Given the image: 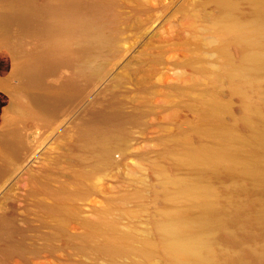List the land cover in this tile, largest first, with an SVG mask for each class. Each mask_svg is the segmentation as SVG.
<instances>
[{"label": "rangeland", "instance_id": "374dc122", "mask_svg": "<svg viewBox=\"0 0 264 264\" xmlns=\"http://www.w3.org/2000/svg\"><path fill=\"white\" fill-rule=\"evenodd\" d=\"M54 4L0 0V264H164L158 227L174 213L208 215L197 207L203 187L213 264H264V178L242 164L202 174L187 159L229 131L264 176V152L248 153L244 102L213 81L216 0H109L116 30L94 78L79 45L54 49ZM23 5L47 10L21 22ZM253 14L238 0L242 21ZM229 51L241 60L235 43ZM47 52L30 80L25 62ZM214 90L228 105L219 127L205 113Z\"/></svg>", "mask_w": 264, "mask_h": 264}, {"label": "bare ground", "instance_id": "6f19581e", "mask_svg": "<svg viewBox=\"0 0 264 264\" xmlns=\"http://www.w3.org/2000/svg\"><path fill=\"white\" fill-rule=\"evenodd\" d=\"M248 1L254 14L251 20L244 22L238 16V0H216L219 10L216 22L223 35L218 36V51L223 57V64L215 72L213 81L225 80L230 89L244 102V114L240 123L255 129L250 140L253 148L248 152L253 154L255 151L264 152V114L260 109V104L264 103V0ZM54 2L50 10L53 15L51 42L54 49H65L70 43H76L87 56L81 68L82 72L89 78L98 76L104 68L102 60L113 42L116 30L110 14L109 0H54ZM46 10L23 5L21 11L14 15V19L28 22ZM230 43H235L241 49L242 58L237 61L238 63L231 57ZM48 58L47 52L30 57L25 62L23 69L30 80H36L47 68ZM205 106L206 116L212 118L215 126L219 127L220 115L228 109L227 103L221 100L214 90L205 101ZM234 137L235 135L228 131L224 134L220 146L194 147L187 154V159L198 164L202 174L217 172L219 167L229 169L242 164L246 172L253 177L259 180L264 178L263 173L256 169L254 161H249V157L237 155L238 149L230 143ZM203 188H197L195 192L198 198L197 207L209 213L208 215L200 214L194 217L186 213H174L170 221L158 227L156 235L165 245L164 250L168 257L164 264L214 263L210 249L212 238L209 235L211 233L209 225L212 223L210 215L213 210L207 188ZM165 227L170 229L169 235L164 234Z\"/></svg>", "mask_w": 264, "mask_h": 264}, {"label": "clouds", "instance_id": "9594fccd", "mask_svg": "<svg viewBox=\"0 0 264 264\" xmlns=\"http://www.w3.org/2000/svg\"><path fill=\"white\" fill-rule=\"evenodd\" d=\"M163 232H164L165 235H169L170 234V229H168L167 227H165L163 229Z\"/></svg>", "mask_w": 264, "mask_h": 264}]
</instances>
